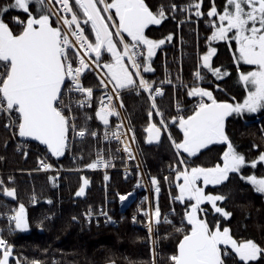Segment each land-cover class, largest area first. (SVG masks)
I'll return each mask as SVG.
<instances>
[{
	"label": "snow or ice",
	"instance_id": "snow-or-ice-1",
	"mask_svg": "<svg viewBox=\"0 0 264 264\" xmlns=\"http://www.w3.org/2000/svg\"><path fill=\"white\" fill-rule=\"evenodd\" d=\"M169 20L181 30L182 45V29L196 26L191 83L182 75L183 57L175 76L166 66L162 79L152 78L157 51L174 43L177 34L170 31L154 38L149 29ZM201 22L208 30L204 50L199 47ZM220 42L230 53V66L214 60ZM233 76L243 89L242 99L224 87ZM167 88L183 90L186 97L185 102L177 97L174 113L158 103ZM126 95H135L146 105L145 141L161 144L166 140L173 155L167 174L149 177L155 199L143 196L131 216L133 223L146 229V236L138 239L149 243V264H158L163 241L173 245L166 264H264V239L234 232L233 212L225 206L229 192L222 191L238 178L264 196V174L247 171L264 166V145L252 143L256 154L249 158L228 128L230 120L264 118V0L219 4L208 0L207 6L204 0H0V126L8 133L5 148L9 140L15 141L16 151L24 158L32 142L44 147V154L36 157L37 168L28 170L29 175L53 172L48 180L59 187L64 170L59 159L77 141L90 138L97 144L95 158L77 171L112 168L119 158L125 178L135 174L136 187H143L139 162L134 170L127 163L137 159L132 147L137 135ZM95 121L99 123L93 127ZM258 130L264 139V122ZM217 145L221 150L215 160L200 162ZM109 179L105 172L104 180ZM80 181L76 197H84L90 184L85 175ZM162 181L171 202L166 213L159 204ZM14 185V176H0V196L5 198L0 200L4 209L0 211L4 221L0 264H44L41 259L17 256L15 245L5 238V230L13 234L33 226ZM116 195L123 203L133 192ZM7 198L16 203L10 206ZM30 203H39L34 190ZM47 203L53 200L48 198ZM176 203L181 205L180 212ZM82 216L89 225L94 221L99 226L100 217L106 224L117 223L105 205L99 209L89 205ZM51 218L45 215L35 226L43 229ZM71 219L80 221L75 215ZM106 264L116 261L109 259Z\"/></svg>",
	"mask_w": 264,
	"mask_h": 264
},
{
	"label": "trees",
	"instance_id": "trees-1",
	"mask_svg": "<svg viewBox=\"0 0 264 264\" xmlns=\"http://www.w3.org/2000/svg\"><path fill=\"white\" fill-rule=\"evenodd\" d=\"M204 2L207 6L208 0H204ZM217 3H222V0H217ZM185 28L187 27L182 29V34L187 38L189 46L183 54V72L185 81L191 83L190 73L194 67L196 36L186 34ZM200 30L204 33V36H200L199 47L204 50L208 30L203 22L200 23ZM149 31L154 38H161L170 31L176 32V34L178 32L175 21L171 20L162 26H150ZM176 43L177 35L174 43L166 44L157 51L154 57L155 74L162 70L160 65L162 50L167 58H173ZM214 46L216 45L214 44ZM214 60L218 64L230 66V53L223 42L219 43L218 59L214 57ZM224 87L228 89L231 95L236 96L237 99H242L243 89L237 83L235 76L227 81ZM182 91L176 95L179 99L186 101ZM172 97L173 90L168 89L163 99H158V103L162 108L173 112L171 110ZM221 98L228 97L221 94ZM124 100L128 113L132 114V123L135 125L137 135L136 145L142 166H144L148 176H162L173 159L169 143L166 140L161 144L156 142L147 143L145 141L146 134L143 132L146 120V105L135 95H126ZM260 122H264V118L255 116L254 118L249 117L247 120H230L228 124L234 142L241 151L248 154L249 158L256 154V150L251 149L252 143L264 145V139H262L258 130ZM97 124L98 121H95L92 126L96 127ZM173 131L175 133L177 130L173 129ZM6 139H8V133L0 126V157H3V159H0V170L4 172L3 177L5 179L8 175L15 177L14 186L17 188L19 199L27 206L33 225L27 232L17 231L8 234V240L15 245L17 256L41 259L44 264H53V261L56 264H106L109 259L115 260L116 264H149L151 255L149 243L146 239H138V237H145L146 231L131 225L128 221L130 210L116 213L117 223L114 225L101 224L95 226L83 223L82 211L87 209L89 205L95 208L101 202L102 190L99 188L103 180L101 172L61 173L59 187H53L51 181L48 180V176L54 173L39 174L32 172L29 175L27 171L34 166L35 156L24 158L20 152L16 151L12 140H9L8 146L5 148L4 141ZM76 147V155L83 156L82 164L94 158L97 144L89 138ZM220 150L218 145L213 147L212 151L206 152L200 157V162L209 163L215 160ZM55 159L52 158L53 161ZM59 164H62L64 168L74 165L65 157L59 159ZM247 171H255L258 175L264 174V166L258 165L255 170L249 168ZM81 175L88 176L90 184L84 197H76L74 194L81 182ZM111 178L110 188L118 189L121 192L130 190V184L119 178L118 174L112 173ZM33 190L39 200L36 205L30 203ZM222 191L229 192L225 206L233 212L231 227L234 232L243 237L257 240L264 239V196L255 193L250 185L238 178H233L232 182ZM172 193H176L174 187ZM167 196V188L162 181L159 204L163 212L168 209ZM48 198L53 200L51 205L47 203ZM4 199L0 196V200ZM7 201L10 206L16 203L11 201V198H7ZM175 208L177 212L182 210L179 203L175 204ZM2 210L4 209L0 207V211ZM45 215H53V218L45 221L43 229L36 227V221ZM73 215L80 217V221H72L71 217ZM121 217H124V219L121 220ZM172 246L169 241H163L161 247L162 257L158 264H166V255Z\"/></svg>",
	"mask_w": 264,
	"mask_h": 264
},
{
	"label": "built area",
	"instance_id": "built-area-1",
	"mask_svg": "<svg viewBox=\"0 0 264 264\" xmlns=\"http://www.w3.org/2000/svg\"><path fill=\"white\" fill-rule=\"evenodd\" d=\"M203 25L206 27V25L204 23H203ZM185 27H187V28H185L186 29V31H185L186 34H191V35L196 36L195 32L193 31V29L196 27L195 25H193V26H185ZM177 30H178V32H177V43H176V46L174 47V54L175 55L173 54V56H174L173 58L172 57H168L167 58V56L165 55L164 51L162 50V52H161L162 60H161V63H160L162 70L158 74H155L154 77H152L154 79H162L164 77V74H165V71H166V66H167V71H169L172 74V76H175L177 74L178 70H179V66H180V63H181V57H183L185 49L189 45H188L187 38L185 37L184 34H183L184 42H183V45L181 44V40H180L181 30H179V29H177ZM200 36L203 37L204 33L200 30V24H199V39H200ZM182 75H183V78L185 80L184 72H182ZM89 82L90 83H94V79L90 80ZM168 89H172V88H167L166 91ZM176 93L177 92H175L173 90V97H172L173 101H172V104H171V107H172L171 110H173V113L175 112V105H176V101H177ZM180 101L184 102L182 99H180ZM188 106L189 107L191 106L190 105V101L188 102ZM13 142H14V145H15V141H13ZM80 142H83V141H77L75 143L74 147L71 149V151L65 154L64 157L65 158L67 157V159H69V161H71L74 165L72 167H65V168L63 167L64 168L63 172L64 173L65 172L76 173V172H83V171L84 172H86V171H89V172H97V171H99V172H101L103 180H102V182H101V184L99 186H102L101 190H103L104 194H102L101 202H99V204L94 209H99L102 205H105L106 208L109 210V214L112 215L116 221H117L116 213H121V212H124L126 210H130L129 214H128V221H130L131 225H134L135 227H138V228H142L144 230L145 227L142 224L133 223L132 222L131 216L136 212V205L141 202L143 196L147 195V196L150 197V199L154 200L156 194H155L154 188L150 184L149 178H147L145 176L144 166H142V162H141V159H140V155L138 154L136 143L133 144L132 147L136 150L137 159L134 160V161H128L127 163H128L129 168L134 170L135 169V165L137 164V162H139L140 170L143 172V176L141 178L143 187H136V180H137L138 177L135 174H129L128 178H125L124 165L121 162V159H119V158L115 161L116 166L112 167V168H108V169H104V168L81 169L80 171H77L76 169L80 168V166H77L76 164L81 165V160L79 159L80 156L76 155L75 150L77 148L76 146ZM96 149H97V147H96ZM28 150H29V156H32V155L35 156V159H34L35 160V164H34V166L31 169V170H34L38 166L36 157H37L38 154H40V155L44 154V148L43 147L42 148L41 147H37V144L31 143L28 146ZM95 155H96V150H95L94 158H95ZM74 157H75V159H74ZM90 161H86V162H90ZM167 170H168V166L166 167L163 175L167 174ZM32 172L39 173V174L45 173L43 171H41V172L32 171ZM105 172H107V174L110 177V179L108 181L104 180ZM112 172L118 173L119 178H121L123 181H126L127 183L130 184L129 185L130 190H128L127 192H133V195L128 200H126L123 203H121L119 201V198H118V196L116 194L118 192L119 193H127V192H121L118 189H107V187L109 186V183L112 180V178H111L112 177ZM27 173L29 174L28 171H27ZM49 173H53V172H49ZM3 174H4V172H2L0 170V176L3 177ZM164 185L167 188L168 197H169V200H170L168 186L166 184H164ZM144 206L147 207V203H145ZM170 206H171V202L168 203V209H167V211H164L165 213L169 211ZM85 210H83L82 212H84ZM51 217L53 218V215H51ZM177 219H179V218H177ZM100 220H101V223L99 224V226L101 224L102 225H109V226L111 225L110 223L109 224L104 223L103 222L104 221L103 217H100ZM92 224L97 226L94 221H93ZM3 225H4V221L2 219H0V226H3ZM112 225H114V224H112ZM145 231H146V229H145ZM8 234L9 233L5 230L4 235H5L6 239H9L7 237Z\"/></svg>",
	"mask_w": 264,
	"mask_h": 264
},
{
	"label": "rangeland",
	"instance_id": "rangeland-1",
	"mask_svg": "<svg viewBox=\"0 0 264 264\" xmlns=\"http://www.w3.org/2000/svg\"><path fill=\"white\" fill-rule=\"evenodd\" d=\"M177 94V93H176ZM177 96V95H176ZM184 101V100H183ZM185 102V101H184ZM84 142V141H83ZM81 143V142H80ZM64 157V156H63ZM66 159H67V157H66ZM69 160V159H68ZM77 166H80L79 164H76ZM84 172V171H83ZM87 172H89V171H86V173ZM99 172V171H98ZM145 172V171H144ZM61 173H64L63 171H61ZM70 173H72V172H70ZM112 173H115V174H118V173H116V172H112ZM145 176L147 177V178H149L150 176H148L147 174H146V172H145ZM148 181V180H147ZM99 188L100 189H102V186H99ZM107 189H115V188H110V185L107 187ZM102 194H104V192H103V190H102ZM160 196V195H159ZM167 198H168V203L170 202V200H169V197L167 196ZM85 210V209H84Z\"/></svg>",
	"mask_w": 264,
	"mask_h": 264
},
{
	"label": "water",
	"instance_id": "water-1",
	"mask_svg": "<svg viewBox=\"0 0 264 264\" xmlns=\"http://www.w3.org/2000/svg\"><path fill=\"white\" fill-rule=\"evenodd\" d=\"M33 143H36V142H33ZM37 144V143H36ZM41 148L43 147L42 145L40 146ZM44 148V147H43Z\"/></svg>",
	"mask_w": 264,
	"mask_h": 264
}]
</instances>
